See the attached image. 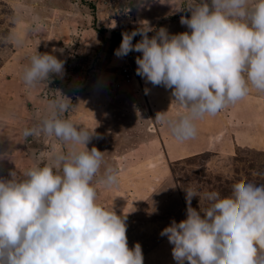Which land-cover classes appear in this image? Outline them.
Here are the masks:
<instances>
[{
    "label": "rangeland",
    "instance_id": "374dc122",
    "mask_svg": "<svg viewBox=\"0 0 264 264\" xmlns=\"http://www.w3.org/2000/svg\"><path fill=\"white\" fill-rule=\"evenodd\" d=\"M210 3V0H208ZM186 0H0V38L15 33L22 44L0 40V178L10 179L30 167L53 163V154L68 146L41 133L25 138L49 113V102L61 95L70 109L63 114L92 131L86 147H96L108 165L118 169V186L95 184L97 203L126 216L129 248L139 243L144 264H177L161 231L173 220L186 219V188L197 195L217 191L228 195L235 182L264 183V95L248 96L215 115L196 121L195 138L178 141L158 112L169 117L185 113L171 89L154 86L136 74L130 52L115 55L120 42L110 37L148 24L169 34L188 31ZM141 37L133 38L137 43ZM55 49V51H53ZM50 53L64 61L61 76L34 88L22 81L29 57ZM131 65L130 76L123 68ZM84 150L83 145H77ZM150 150V152H145ZM198 211L207 204L193 197ZM187 264V261H185Z\"/></svg>",
    "mask_w": 264,
    "mask_h": 264
},
{
    "label": "clouds",
    "instance_id": "9594fccd",
    "mask_svg": "<svg viewBox=\"0 0 264 264\" xmlns=\"http://www.w3.org/2000/svg\"><path fill=\"white\" fill-rule=\"evenodd\" d=\"M188 31L156 34L147 23L122 33L115 55L142 53L136 74L154 86L171 89L187 111L176 117L158 112L155 121L178 140L197 135L196 121L234 105L252 90L264 95V0H186ZM141 39L133 44V38ZM15 46V33L0 38ZM55 51V49L53 50ZM64 61L50 53L29 57L22 81L34 88L49 74L61 76ZM69 99L49 102L38 125L25 138L41 133L68 146L53 154V163L0 178V264H144L142 248H129L126 216L97 203L95 184L118 186V169L96 147H86L92 131L64 118ZM77 145H83L79 150ZM186 219L175 220L160 235L173 245L177 264H264V183L235 182L230 193L197 195L186 188ZM193 197L207 201L199 211Z\"/></svg>",
    "mask_w": 264,
    "mask_h": 264
},
{
    "label": "trees",
    "instance_id": "16d2710c",
    "mask_svg": "<svg viewBox=\"0 0 264 264\" xmlns=\"http://www.w3.org/2000/svg\"><path fill=\"white\" fill-rule=\"evenodd\" d=\"M122 40V37L119 36V34L114 33L112 34V36L110 37V46L120 42Z\"/></svg>",
    "mask_w": 264,
    "mask_h": 264
},
{
    "label": "built area",
    "instance_id": "2783aa9c",
    "mask_svg": "<svg viewBox=\"0 0 264 264\" xmlns=\"http://www.w3.org/2000/svg\"><path fill=\"white\" fill-rule=\"evenodd\" d=\"M123 71L125 74H127V79H128V76H130L133 72V67L131 65H128L126 67L123 68Z\"/></svg>",
    "mask_w": 264,
    "mask_h": 264
},
{
    "label": "crops",
    "instance_id": "0c3cea01",
    "mask_svg": "<svg viewBox=\"0 0 264 264\" xmlns=\"http://www.w3.org/2000/svg\"><path fill=\"white\" fill-rule=\"evenodd\" d=\"M145 152H147V153H148V152H150V150H147V151H145Z\"/></svg>",
    "mask_w": 264,
    "mask_h": 264
}]
</instances>
